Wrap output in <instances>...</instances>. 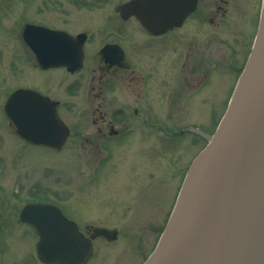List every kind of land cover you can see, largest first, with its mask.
<instances>
[{"label":"rangeland","instance_id":"obj_1","mask_svg":"<svg viewBox=\"0 0 264 264\" xmlns=\"http://www.w3.org/2000/svg\"><path fill=\"white\" fill-rule=\"evenodd\" d=\"M118 1L0 0V264H43L35 255L37 235L19 220V213L27 201L44 200L61 205L67 215L82 223L117 228L116 240L94 242L89 264H137L142 259L140 253L144 251V255L152 247L156 226L170 209L182 170L204 144L192 133L183 132L182 137L169 140L159 131L142 130L136 118L133 137L110 146L112 158L102 162L96 176H90L94 156L85 157L73 138L54 151L25 143L7 126L2 103L17 86L50 93L64 104L61 117L68 125L76 127L83 120L79 113L83 106L81 85L69 90L64 87L70 80L79 82L83 72L62 77L58 70L40 73L32 69L16 36L22 23L98 32V39L93 37L89 43V49L96 48L102 39H112L107 31L119 23L113 12ZM245 3L249 7L245 16L251 5L255 14L257 0ZM214 53L211 55H221ZM234 67L227 75L223 72V82L218 73H212L205 90L184 102L177 112L170 109L173 123H181L174 125L191 123L211 130L223 108ZM149 100L147 113L167 119L168 109L152 97ZM136 241L145 243L137 247Z\"/></svg>","mask_w":264,"mask_h":264},{"label":"water","instance_id":"obj_2","mask_svg":"<svg viewBox=\"0 0 264 264\" xmlns=\"http://www.w3.org/2000/svg\"><path fill=\"white\" fill-rule=\"evenodd\" d=\"M160 5L161 23L172 25L189 1ZM118 9L123 17L135 14L145 26L150 21L148 0H131ZM19 38L41 67L74 71L82 64V35L25 24ZM3 112L12 130L32 144L59 150L68 136L57 101L35 90H14ZM191 131L206 145L190 162L158 241L141 264H264V0L252 49L224 115L211 135ZM19 219L37 233L35 253L41 262L85 264L90 258L91 241L57 206L26 203ZM93 232L115 236L105 228Z\"/></svg>","mask_w":264,"mask_h":264},{"label":"flooded vegetation","instance_id":"obj_3","mask_svg":"<svg viewBox=\"0 0 264 264\" xmlns=\"http://www.w3.org/2000/svg\"><path fill=\"white\" fill-rule=\"evenodd\" d=\"M128 1L130 0H120L115 3L113 12L120 26L117 24L116 27L114 26L115 29L108 30L107 34L109 36L112 34V39H102L96 48L89 49V43L93 37L98 39V32L94 34H88L85 30L73 32L66 28H56L44 23L29 21L33 24L63 30L73 36L82 35L84 37L83 63L76 71H69L63 66L41 68L33 65L21 47L28 65L40 73L58 70L62 73V77H69L83 72L79 82L70 80L64 84L67 90L78 84L81 85L83 103L82 109L79 110V113L83 115L81 124L73 127L66 123L69 135L65 144L73 138L85 157L94 156L90 176L94 173L96 176L102 162L112 158L110 146L119 140L126 141L133 137L137 127L135 128L132 124L136 118L141 122L138 126L140 129L143 130L146 127L153 132L159 131L163 138L169 140L182 137L183 132L189 127H199L207 133L213 132L247 59L257 30L261 4V0H257L255 14H253V5H251L252 12L250 11L245 16L249 10L245 3L248 0H195L193 6V0H188L189 5L186 6V10L180 7L176 22L172 25H164L160 21L162 0H148L151 13L149 14L150 21L145 26L135 14L121 16L117 6ZM25 23L27 22H23L21 27ZM216 35H225V37L217 38ZM214 52L221 53V55L212 56ZM233 66H235L233 77L226 90L228 93L212 129L205 130L198 124L191 123L174 125L181 123H173L171 120L173 113L170 109L177 112L184 102H190L200 91L205 90L212 73H218L221 82L223 72L227 75ZM24 87L35 89L55 99L50 93L40 88ZM151 97L159 102V105H164L161 108L168 109L167 119L153 118L147 113L146 110L151 105L149 103ZM57 101L58 112L61 116L64 104ZM169 121L173 125L169 126L167 123ZM184 172L185 169L182 170L173 200ZM62 210L67 217L76 222L79 230L93 244L92 256L86 264L92 260L96 240L112 242L118 238L116 227L82 223L67 215L64 209ZM169 211L170 209L161 225L156 226L157 235L151 249L144 255V251L140 253L142 259L137 264H140L152 250L167 221ZM94 228L113 230L115 236L109 238L96 235L93 232ZM142 242L145 243V241ZM142 242H137V247L141 246Z\"/></svg>","mask_w":264,"mask_h":264}]
</instances>
